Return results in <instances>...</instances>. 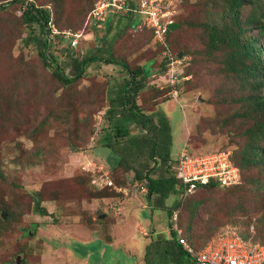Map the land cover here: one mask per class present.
<instances>
[{
    "label": "rangeland",
    "instance_id": "1",
    "mask_svg": "<svg viewBox=\"0 0 264 264\" xmlns=\"http://www.w3.org/2000/svg\"><path fill=\"white\" fill-rule=\"evenodd\" d=\"M33 1L37 5H47L60 15L58 26L62 29L59 32L81 33L82 37L75 40L78 52L82 53L87 46L83 45V40L88 37L74 28L84 22L83 16L88 13L93 0ZM225 1L179 0L175 22L180 28L170 35L169 43L176 54L184 52L188 55L184 58L180 53L184 61L181 60L179 68L181 71L184 65L190 64L185 68L189 79L182 82L181 105L166 95L158 99V102L164 100L159 108L170 119L172 154L186 141L195 155L223 151L240 159L244 145L241 134L247 122L237 116L243 107L242 102L235 103L239 90L233 92L232 87L237 88L236 84L228 83L229 73L224 66L228 51L224 49L225 53H222L221 49L209 53L205 47L206 31L202 27V24L222 25L219 13L223 12ZM19 14V5L0 12V264H56L53 260H40L39 255L48 247V254L44 255L54 258L57 244L50 240L57 235L58 228L65 235L78 232L80 226H86L89 234L95 233L91 226L95 215L85 201L71 198L61 209L51 196L59 192L61 195L67 192L66 197L72 192H97L90 184L79 189L73 177L88 174L81 170V164L87 160L109 168L107 161L117 160L118 155L113 149L100 148L94 143L107 124L97 113L100 103L95 106L89 105L91 102L80 104L85 93L84 96L76 93L77 87L63 88L43 68L32 46L23 43ZM138 23L139 28L128 29L117 41L113 56L129 66L143 64L149 70L154 62H158L159 52L153 46L150 33ZM54 28L58 32L56 26ZM66 44L55 45L53 51L57 57L64 56ZM147 96L148 93L141 98ZM149 102L142 103L147 112L154 110ZM68 120L76 123L73 125L76 128L70 129ZM153 121L157 122L154 117ZM129 130L132 136H137L142 129L139 125H131ZM88 132L90 142L84 143V135ZM72 134L77 135L71 137ZM137 169V163L126 168L123 175L118 174V184L115 180L113 183L123 186L122 180L132 179ZM249 173L253 175L254 171ZM115 175L109 172L112 181ZM100 191L106 192V189ZM263 205L264 192H257L255 185L248 186L245 177L239 173L237 183L229 187L208 188L189 195L183 208L178 210L177 223L178 217L183 216L180 224L187 240L196 248L203 247L212 236L227 228L238 229L247 235L253 232L254 238L261 242L264 232L258 231L261 225L256 223L264 213ZM42 208L45 212L40 213ZM73 217L77 219L74 221ZM163 219L166 221L164 214ZM162 222L164 227L165 222ZM46 224L51 225L49 230L42 231L40 228ZM250 225H253V231H247ZM162 236H167L166 231ZM70 238L71 235L66 238L70 254L83 259L79 257L83 254L78 249L85 253L86 248L72 244ZM64 256L56 260H68V256ZM92 262L95 261L88 258L86 263Z\"/></svg>",
    "mask_w": 264,
    "mask_h": 264
},
{
    "label": "trees",
    "instance_id": "2",
    "mask_svg": "<svg viewBox=\"0 0 264 264\" xmlns=\"http://www.w3.org/2000/svg\"><path fill=\"white\" fill-rule=\"evenodd\" d=\"M95 1H92L87 15L83 16L82 21L85 19L84 22L81 25H75L74 28V31H81L84 36L88 37L83 40V45L87 46L82 53H79L77 45L73 44L75 38H79L81 33L66 32L62 34L59 32L62 29L61 26H58L60 15L52 12L47 5H37L33 0H0V12L6 11L9 6L19 5L18 19L22 26V33H24L23 43L26 46H32L43 68L49 71L63 88L77 87L76 93H82V96L85 93L83 97L85 102L79 100L80 104L88 105V102H91L89 105L95 106L100 103L101 107L97 113L104 118V122L106 121L107 124L102 128L100 138L95 139L94 143L101 145V148H111L118 155L116 161L115 159L107 161L109 170L116 174L115 177H112L113 182L115 180L118 184V174L123 175L127 171L126 168H131L133 164L137 163L138 169L134 171L133 178H129L131 184L128 183L129 180L124 182L122 180L123 186L119 187L135 192V186H144L146 188L144 196L152 205H156L158 202L162 203L167 199V205L164 207L167 210L168 218H170L173 211L183 208L187 198L182 197L181 183L173 170L177 154L176 152L172 154L171 150L170 119L159 108L164 100L158 102L160 96L166 95L169 91L170 85L167 83L158 86L157 79L166 71L167 67V61L165 57H162L163 51L167 49V54L173 57L181 53L176 54L177 52L173 51L169 43L170 35L180 28V24L175 22V18L178 16L179 0L172 4L176 14L173 17V25L167 28L164 44L154 42L152 29L144 27L150 33L153 46L159 52V61L157 63L153 61L154 65L149 67V70L143 64L129 66L128 63L113 56L117 41L121 40L128 29L139 28L138 22L141 24V21L131 11L125 12L116 6H109L105 18L97 20L90 13ZM225 2L223 12L219 13L220 20H223L222 25L202 24L207 35L205 47L209 53L221 49L222 53H225L224 49L228 51L227 59L224 61V66L229 73L228 83L229 85L236 84L237 88L232 87L233 92L239 90L235 97V103L242 102L243 107L237 116L247 122L246 128L241 134L244 138V145L241 149L240 159L236 160L235 155L230 154V160L238 168L240 176L245 177L248 186L255 185L257 192H264V0H226ZM134 3V0H126L127 7L128 5L130 8L132 5L134 7ZM54 26L58 32L55 31ZM67 27L68 25L65 26V28ZM63 42H67L65 53L62 58H59L55 55L53 48L56 44ZM181 54L188 56L184 52ZM189 66L190 64H187L183 68L182 78L188 75L185 68ZM182 82L185 83L184 78L177 82V98H173L180 105L179 100L183 99ZM147 93L148 96L142 99L141 96ZM148 102L153 104V111L147 112L142 107V103ZM153 117L157 122L153 121ZM67 124L70 129L76 128V126L73 127L76 123H72V121L68 120ZM131 125L141 127L140 136L142 137L140 140L138 139L139 135L132 136L130 134ZM75 135L77 134H72L71 137ZM184 135L186 136V127ZM84 137V143L90 142V132L86 133ZM187 144L190 153L194 154L189 143ZM251 170L254 171L253 175L249 173ZM88 174H83L85 176L79 174L73 177V181L80 186L79 189L84 188L87 184L92 185L91 180L94 175ZM218 187L225 188L215 181H210L198 185L195 192ZM95 188L97 192H72L67 197V192H64L65 196L59 192L51 197L54 202L58 201L61 209L64 208L63 205L67 200L68 203L72 199L87 202L95 197H119L110 187ZM104 189L106 192L100 191ZM175 197L177 198L175 199ZM196 204L198 205L199 202L196 201ZM41 212H45V209L42 208ZM191 212L193 213V211ZM53 215L60 218L55 213ZM182 217H178V225L187 240L186 232L180 224ZM258 224L261 225L258 231L264 232V213L257 221L256 225ZM253 229V225H250L247 231H253ZM237 233L244 239L257 241L253 232L252 235H247L237 229ZM167 234L166 238L160 239L158 242L151 238L150 246L146 247V249L148 248L146 250L148 255H145L146 264H155L156 261L153 258H162L164 255L170 257L167 258V262L172 264L190 262L189 257L176 241L175 232L170 229ZM187 242L195 250L204 247L196 248L188 240ZM263 242L264 240L261 241V243ZM157 244H160V247H157ZM78 250L84 254L82 249Z\"/></svg>",
    "mask_w": 264,
    "mask_h": 264
},
{
    "label": "built area",
    "instance_id": "3",
    "mask_svg": "<svg viewBox=\"0 0 264 264\" xmlns=\"http://www.w3.org/2000/svg\"><path fill=\"white\" fill-rule=\"evenodd\" d=\"M176 0H137L135 7H127L126 0H98L91 11L92 17L104 19L109 6H116L125 12L133 11L142 16L143 25L153 30V37L159 44H164L168 26L173 21L176 10L173 3ZM163 56L167 61L165 71L166 82L171 86L170 94L176 95L175 86L179 81L181 61L172 55ZM182 188L183 197L194 193L197 186L215 181L221 187H229L237 183L238 168L230 160L229 152L209 154H191L188 147H183L177 157L174 167ZM104 185L111 186V181L104 180ZM177 214L172 216L171 229L175 239L189 257L186 264H264V242H253L242 238L237 231L227 228L213 238L201 249L195 250L182 235V230L176 224Z\"/></svg>",
    "mask_w": 264,
    "mask_h": 264
},
{
    "label": "crops",
    "instance_id": "4",
    "mask_svg": "<svg viewBox=\"0 0 264 264\" xmlns=\"http://www.w3.org/2000/svg\"><path fill=\"white\" fill-rule=\"evenodd\" d=\"M91 184L95 186L93 182ZM115 193L119 197H95L91 201L85 202L88 208H92L94 211L95 218H93L95 220L93 219L94 225L91 226L95 233L89 234L86 226H80L81 229L78 232L65 235L64 231H60L58 228L57 235L54 236V239L52 238L53 240H50L57 244L54 258H52L53 255H44V253L48 254L49 248L47 247L44 253L39 255L40 260H53L56 264H87L89 258L95 261L92 264H146L145 255L148 249L146 247L150 244L151 238L156 239L155 242H158L160 239L166 238L162 234L166 231V235H168L167 233L170 230V218H168L167 210L164 207L167 205L168 200L152 205L150 201L148 203V199L145 198L143 192H137V194H130L129 196H126L123 192L116 191ZM163 214L166 216V221L163 219ZM76 219L73 217L74 221ZM162 221L165 222L164 227ZM50 226L46 224L40 229L48 231ZM78 234H81V236ZM69 235L72 236L69 239L72 244L86 248L83 256H79L83 259L80 260L77 258L78 256L74 257L70 254L69 249L66 247V245L70 246L68 239H66ZM79 243H84V245H79ZM157 245V247H160V244ZM64 254L68 256V260H56L65 257ZM71 257H73V261ZM167 258L170 257L164 255L162 258L154 257L153 259L156 261L155 264H172L169 261V263L167 262Z\"/></svg>",
    "mask_w": 264,
    "mask_h": 264
},
{
    "label": "clouds",
    "instance_id": "5",
    "mask_svg": "<svg viewBox=\"0 0 264 264\" xmlns=\"http://www.w3.org/2000/svg\"><path fill=\"white\" fill-rule=\"evenodd\" d=\"M97 2V1H96ZM95 2V3H96ZM134 7H135V5H136V3H137V0H134ZM95 3H94V5H95ZM93 5V8L91 9V10H93L94 9V6ZM131 8H133V5H132V7ZM134 15H136V17H138L139 18V20L141 21V24H142V26L143 27H145V28H147V29H151V28H149V27H147V26H145V25H143V22H142V16L139 14V13H137V12H133V11H131ZM91 13V12H90ZM176 14V13H175ZM175 16V15H174ZM173 16V17H174ZM105 18V17H104ZM173 21H174V19H173ZM174 23V22H173ZM173 23L171 24V25H173ZM153 31V30H152ZM169 31H170V28H169ZM169 31H168V33H169ZM166 36H167V34L165 35V41H166ZM153 39H154V37H153ZM165 41H164V43H165ZM154 42H156L155 41V39H154ZM73 44H76V40H74L73 41ZM159 44V43H158ZM164 52V51H163ZM162 57H164L163 56V53H162ZM184 58L186 57V56H183ZM183 57L182 56H180V54L178 55V56H175V58H177V59H179L180 61L182 60V61H184V59H183ZM159 61V60H158ZM183 66V65H182ZM185 67V65L182 67V68H184ZM183 70H181V73H180V75L178 76V78H179V81L180 80H182L183 78L184 79H186V80H188L189 78H188V76H185V77H187V78H185V77H183L182 78V75H183ZM158 81H157V83H158V86H162V85H165V84H167V82H166V77H165V72H163V74L160 76V77H158V79H157ZM178 81V82H179ZM160 88V87H159ZM172 90V88H171V86H170V89H169V91L166 93V96H169V97H171V98H177V96L176 95H174V96H172L171 94H170V91ZM175 90H176V94H177V90H178V88H177V84H176V86H175ZM174 100V99H173ZM141 133V132H140ZM139 133V134H140ZM131 134V133H130ZM138 134V135H139ZM137 135V136H138ZM188 147V144H187V142L186 141H184V143L182 144V145H179L177 148H178V152H176V160H177V157H178V154H179V152H180V150L183 148V147ZM98 147H100V146H98ZM101 148V147H100ZM219 152H223V151H219ZM213 153H217V152H213ZM176 160H175V164H176ZM116 161V160H115ZM90 166L92 167V168H90ZM235 166V165H234ZM81 170L82 171H84L85 173H89V174H91V175H94V178H92V180H91V183L93 182L94 183V185L96 186V187H98V188H104V187H110V188H112L115 192L117 191V192H123V194H125L126 196H129L130 194L131 195H135V194H137V192H143L144 194H146V188L144 187V186H141V187H139V186H135V189H136V191L135 192H132L130 189H124V188H122V187H119V186H116L114 183H113V181L111 180V178H110V176H109V172H110V170H109V168H103L102 167V165L99 163V162H97V161H91L90 163H89V160H87L86 162H84L83 163V165H81ZM174 167L175 166H173V170H174ZM104 180H109V181H111V186H106V185H104ZM128 183L129 184H131V179H129V181H128ZM181 183V182H180ZM200 185H203V184H200ZM181 188H182V185H181ZM196 191V190H195ZM195 191H194V193H195ZM182 192H183V188H182ZM194 193H192V194H194ZM192 194H190V195H192ZM189 195H187L185 198H187ZM182 197H183V194H182ZM184 198V197H183ZM174 213H176V214H178V210H175V211H173L172 212V215H171V217H170V223H171V227H172V216L174 215ZM176 224H177V227L178 228H180L179 227V225H178V223H177V220H176ZM171 227H170V229H171ZM172 230V229H171ZM219 233V232H218ZM218 233H216L215 235H217ZM214 235V236H215ZM213 236V237H214ZM212 237V238H213ZM208 243V242H207ZM206 243V244H207ZM261 243V242H260ZM205 246V245H204Z\"/></svg>",
    "mask_w": 264,
    "mask_h": 264
},
{
    "label": "water",
    "instance_id": "6",
    "mask_svg": "<svg viewBox=\"0 0 264 264\" xmlns=\"http://www.w3.org/2000/svg\"><path fill=\"white\" fill-rule=\"evenodd\" d=\"M198 100L200 101V98H198Z\"/></svg>",
    "mask_w": 264,
    "mask_h": 264
}]
</instances>
